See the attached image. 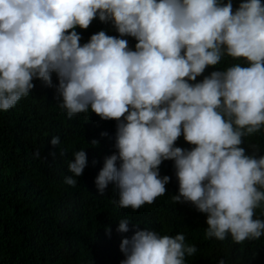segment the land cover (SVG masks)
<instances>
[{
  "label": "clouds",
  "instance_id": "clouds-1",
  "mask_svg": "<svg viewBox=\"0 0 264 264\" xmlns=\"http://www.w3.org/2000/svg\"><path fill=\"white\" fill-rule=\"evenodd\" d=\"M97 16L134 37L135 51L104 31L81 45L75 28L87 29ZM224 56L247 66L188 82ZM52 73L68 118L91 110L117 121V152L95 178L100 194L112 182L119 207L151 204L170 180L159 166L173 160L179 188L172 199L206 214L205 238L241 243L264 235V220L254 218L264 202V155H255L258 145H249L252 155L240 146L264 128L261 0H243L235 11L231 0H0V110L28 96L33 79L52 87ZM181 135L195 147H174ZM49 143L57 148L60 137ZM73 156L64 183L75 187L87 158L83 150ZM128 222L121 219L117 231L127 232ZM120 250L121 264H185L197 252L184 234L149 230L123 239Z\"/></svg>",
  "mask_w": 264,
  "mask_h": 264
},
{
  "label": "trees",
  "instance_id": "trees-1",
  "mask_svg": "<svg viewBox=\"0 0 264 264\" xmlns=\"http://www.w3.org/2000/svg\"><path fill=\"white\" fill-rule=\"evenodd\" d=\"M231 2L235 11L243 0ZM75 31L81 36V45L99 31L126 39L133 51L138 42L131 36L121 37L112 21L102 22L98 16L87 29L77 26ZM236 63L247 66L243 59L224 56L188 82H201L211 72ZM51 78L52 87L33 79L34 88L28 96L9 110H0V264H121L125 259L121 241L139 230L173 237L184 234L186 244L197 248L196 253L185 256V264H264V235L241 243H235L230 235L223 241L205 238L206 214L190 202L172 199L179 188L173 160H164L159 166L160 177L170 180L166 193L151 204L136 210L119 207L118 190L112 182L100 194L95 178L105 158L117 152V121L102 120L91 110L68 118L66 110L59 107L56 73ZM53 136L60 137L55 149L49 143ZM243 139L240 146L246 154H253L249 145L255 144L259 147L255 155H264V128ZM174 147L191 150L195 145L181 135ZM36 149L40 158L33 155ZM61 149H67L63 156ZM79 150L86 153L87 164L83 174L74 177L77 184L73 187L64 179L73 175L67 165ZM52 151L55 158L49 155ZM124 218L129 220L128 231L119 232ZM254 218L264 220V202Z\"/></svg>",
  "mask_w": 264,
  "mask_h": 264
}]
</instances>
